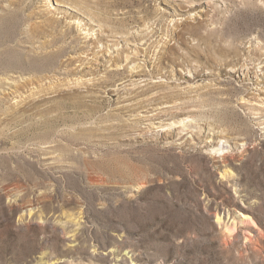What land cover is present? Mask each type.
<instances>
[{"label": "rangeland", "instance_id": "rangeland-1", "mask_svg": "<svg viewBox=\"0 0 264 264\" xmlns=\"http://www.w3.org/2000/svg\"><path fill=\"white\" fill-rule=\"evenodd\" d=\"M0 50V264H264V0H0Z\"/></svg>", "mask_w": 264, "mask_h": 264}, {"label": "bare ground", "instance_id": "bare-ground-1", "mask_svg": "<svg viewBox=\"0 0 264 264\" xmlns=\"http://www.w3.org/2000/svg\"><path fill=\"white\" fill-rule=\"evenodd\" d=\"M39 35V34H38ZM11 49V48H10ZM1 51V50H0ZM3 52V51H2ZM3 54V53H2ZM1 54V55H2ZM60 55V52L59 51H55V52H52V53H50L49 54V56H47V57H45L44 58V61L46 62V61H48L50 58H56V57H58ZM4 57V56H3ZM3 59V58H2ZM6 64V63H5Z\"/></svg>", "mask_w": 264, "mask_h": 264}]
</instances>
